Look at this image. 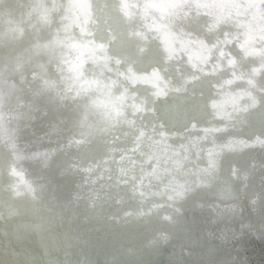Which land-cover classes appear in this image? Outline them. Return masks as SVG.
Instances as JSON below:
<instances>
[{"label": "bare ground", "instance_id": "1", "mask_svg": "<svg viewBox=\"0 0 264 264\" xmlns=\"http://www.w3.org/2000/svg\"><path fill=\"white\" fill-rule=\"evenodd\" d=\"M28 1L0 12V264L264 243V0H37L51 39Z\"/></svg>", "mask_w": 264, "mask_h": 264}, {"label": "rangeland", "instance_id": "2", "mask_svg": "<svg viewBox=\"0 0 264 264\" xmlns=\"http://www.w3.org/2000/svg\"><path fill=\"white\" fill-rule=\"evenodd\" d=\"M5 1L6 0H0V12H2V10L5 9L4 8V6H6L4 4ZM10 3H11V1H10ZM28 3H29V1H28ZM262 9H264V7ZM28 10H30V7ZM28 14L30 17L29 19H31V16H32L31 12ZM0 22H2V20H0ZM31 27H33V25ZM253 184H255V186H258L260 184H264V164H262L260 166V171L255 176V180H254ZM262 191L264 192V187H263ZM263 197H264V195H263ZM260 198H262V196H260ZM234 225H236V223ZM216 227L201 226V228H200L201 230H205L206 236L210 238V242L206 243V245H207L206 249L209 250L210 252L215 253L216 256H213V254L208 251V253H210L209 255L213 259L212 261H214L215 263H218V264H219V262H221V264H243V263H240V259H242L244 257V255L250 254V258H249L248 262L250 261L251 264H264V243L263 242L255 240L254 237H251V244H250L251 248L249 251H247V249H245L246 247L242 248L240 250H233L231 247L230 248H223L217 239V232L214 229ZM231 233H233V230H231ZM235 243H238V241H235ZM203 253H204V251H203ZM233 254L236 255L237 258H232ZM193 260H195V259H193Z\"/></svg>", "mask_w": 264, "mask_h": 264}, {"label": "water", "instance_id": "3", "mask_svg": "<svg viewBox=\"0 0 264 264\" xmlns=\"http://www.w3.org/2000/svg\"><path fill=\"white\" fill-rule=\"evenodd\" d=\"M31 3H33V7L30 5V10H31V14H32V16H31V25H30V27L33 25V27L37 24L38 25V28H40V30L42 31L43 29L45 30V32L50 36L49 38L51 39V37H52V35H51V33H49L48 31V29H47V27L44 25L45 24V22H44V20H45V16L43 17L42 15H40V13L38 12V11H35L36 10V8H35V6L37 5V0H29ZM35 2H36V4H35ZM34 4H35V6H34ZM39 14H37V13ZM59 25H60V23H58ZM44 38H45V36L44 35H42ZM47 43H48V41H47ZM50 44V43H49ZM50 46V45H49ZM66 48V47H65ZM28 136V135H27Z\"/></svg>", "mask_w": 264, "mask_h": 264}]
</instances>
